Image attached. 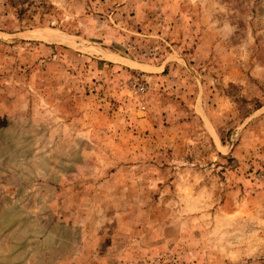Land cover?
Returning a JSON list of instances; mask_svg holds the SVG:
<instances>
[{
  "label": "rangeland",
  "instance_id": "374dc122",
  "mask_svg": "<svg viewBox=\"0 0 264 264\" xmlns=\"http://www.w3.org/2000/svg\"><path fill=\"white\" fill-rule=\"evenodd\" d=\"M0 264H264V0H0Z\"/></svg>",
  "mask_w": 264,
  "mask_h": 264
},
{
  "label": "built area",
  "instance_id": "2783aa9c",
  "mask_svg": "<svg viewBox=\"0 0 264 264\" xmlns=\"http://www.w3.org/2000/svg\"><path fill=\"white\" fill-rule=\"evenodd\" d=\"M133 87L135 88L137 93H139L140 96H144L148 92L147 83L144 82L142 79H137L136 78L133 81ZM140 109L142 111H146V106L145 105H141Z\"/></svg>",
  "mask_w": 264,
  "mask_h": 264
}]
</instances>
